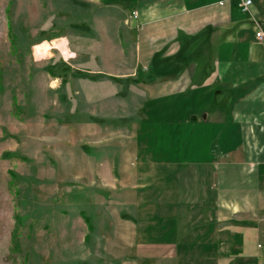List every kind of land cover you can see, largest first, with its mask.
<instances>
[{
    "label": "crops",
    "instance_id": "1",
    "mask_svg": "<svg viewBox=\"0 0 264 264\" xmlns=\"http://www.w3.org/2000/svg\"><path fill=\"white\" fill-rule=\"evenodd\" d=\"M91 1L125 8L150 80L127 155L87 177L107 215L77 221L83 238L106 241L109 264H264V0ZM159 100L186 105V124L148 123Z\"/></svg>",
    "mask_w": 264,
    "mask_h": 264
},
{
    "label": "rangeland",
    "instance_id": "2",
    "mask_svg": "<svg viewBox=\"0 0 264 264\" xmlns=\"http://www.w3.org/2000/svg\"><path fill=\"white\" fill-rule=\"evenodd\" d=\"M135 33L117 3L0 0V264L110 263L107 242L83 238L77 221L81 211L89 220L106 218L92 207L101 196L87 177L101 175L99 160L119 163L127 155L120 141L142 120L144 81L111 78L139 77ZM63 39L72 56L57 48L34 54V46ZM61 64L69 67L64 74ZM170 102L145 104L147 122H183L186 105L162 114Z\"/></svg>",
    "mask_w": 264,
    "mask_h": 264
},
{
    "label": "trees",
    "instance_id": "3",
    "mask_svg": "<svg viewBox=\"0 0 264 264\" xmlns=\"http://www.w3.org/2000/svg\"><path fill=\"white\" fill-rule=\"evenodd\" d=\"M61 67H62V70H63V74L69 69V67L67 65H64V64H61ZM47 70L52 75L56 76V70H55V68L53 66H49L47 68ZM72 74L74 76H77V77L89 78V79H93V80H96V79H98V78H100L102 76V73H90L88 71H82V70H74V71H72ZM111 78H113L114 80H117V81H122L123 80L125 82L134 83V84H137V83L143 81L144 79H146L145 77L143 79L140 78V77H126V78H123V79H120V78H117V77H111ZM10 175L13 177L12 173ZM80 215L85 220V222L88 223V227L90 228V224H89L90 220H89V218L85 215V213H83V211L80 212Z\"/></svg>",
    "mask_w": 264,
    "mask_h": 264
},
{
    "label": "bare ground",
    "instance_id": "4",
    "mask_svg": "<svg viewBox=\"0 0 264 264\" xmlns=\"http://www.w3.org/2000/svg\"><path fill=\"white\" fill-rule=\"evenodd\" d=\"M52 48H57L61 50L65 56H72V52L69 50L67 43L64 39L55 42H43L41 44H38L34 46V54L36 56H47L50 54V50Z\"/></svg>",
    "mask_w": 264,
    "mask_h": 264
},
{
    "label": "built area",
    "instance_id": "5",
    "mask_svg": "<svg viewBox=\"0 0 264 264\" xmlns=\"http://www.w3.org/2000/svg\"><path fill=\"white\" fill-rule=\"evenodd\" d=\"M251 4V0H240L239 6L242 11H247ZM256 40L264 44V31L260 28L255 33Z\"/></svg>",
    "mask_w": 264,
    "mask_h": 264
}]
</instances>
